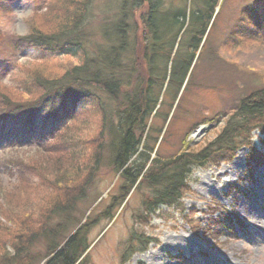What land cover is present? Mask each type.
<instances>
[{
	"label": "rangeland",
	"instance_id": "1",
	"mask_svg": "<svg viewBox=\"0 0 264 264\" xmlns=\"http://www.w3.org/2000/svg\"><path fill=\"white\" fill-rule=\"evenodd\" d=\"M47 1L5 0L3 4L8 12L0 11V42L6 37L26 36L31 31H52L56 22L63 18L62 12L76 4L71 0H51L46 5ZM122 2L90 1L89 12L80 29L87 36L88 43L84 47L90 54L107 48L106 42L113 38V24L119 19ZM164 3L165 8L184 4L183 0H171L172 5L169 0ZM252 5L257 8V0H220L219 6L223 10L218 13L219 6L216 8V26L210 33L207 30L208 40L202 48V51L205 49L202 54L204 63L195 67L196 79L190 80L185 90L186 80L175 99L172 91L163 95L164 115L160 117L167 113L166 122L156 121V125L163 129L158 150L161 157L185 151L188 146L197 150L215 141L237 113L240 102L249 94L264 89V38H256L250 29L248 20L254 18L258 21ZM244 8H250L246 16L242 14ZM134 13L139 21V10ZM172 35L171 32L166 37L165 47L156 48L163 52L160 58L164 56L166 59ZM7 43L0 46V114L23 98L31 99L25 94L24 86L26 90L29 88L36 71L54 77L79 64V58L65 54L63 48L49 53L33 49L17 53ZM177 45L174 52L180 50ZM179 54L184 55L183 50ZM133 57L130 49L121 56V62H128ZM165 59L161 58L160 68L165 67ZM171 62H166L168 69ZM142 63L139 60L136 64L141 66ZM97 119L93 111L81 113L60 138L54 136L50 140V146L44 151H41L42 147L38 150L26 144L0 145V203H6L9 189L14 188L18 193L8 203V212L32 214L31 218L25 219L26 222L41 218L40 213L45 210L40 209L46 208L58 195L48 189L49 182L55 178L51 175L52 170L57 165L58 174L68 175L74 170L67 166L69 160L55 161L59 157L58 150L64 148L66 140L78 137L86 140L84 144L89 153L91 140L98 133ZM205 126L209 128L202 135H194ZM254 141L264 151L257 131ZM247 154V150L241 149L230 162L216 168H194L188 179V191L178 204L150 214L147 224L137 221V215H142L145 207L143 195L134 189L125 200L122 199L121 205L112 209L113 218L104 216L108 215L105 212L110 195H119L121 180H117L111 167L101 165L87 189L88 198L79 203L81 213L78 216L89 227L87 264H264V166L249 167L245 161ZM237 158L241 165L238 168L234 166ZM85 165L88 170L90 162ZM34 166H37L38 175L37 172L22 174ZM41 172L45 178L40 177ZM26 188L30 189L29 192ZM36 194L43 202L33 201ZM22 213L20 215H24ZM19 222L22 221L19 219ZM2 236L0 233V239ZM3 239L6 241V237ZM36 248L43 252L42 246Z\"/></svg>",
	"mask_w": 264,
	"mask_h": 264
},
{
	"label": "trees",
	"instance_id": "2",
	"mask_svg": "<svg viewBox=\"0 0 264 264\" xmlns=\"http://www.w3.org/2000/svg\"><path fill=\"white\" fill-rule=\"evenodd\" d=\"M71 1L76 4L62 12L63 18L52 31H31L26 36L6 37L7 40L0 42V46H4L8 41V46L17 53L27 49L49 53L63 48L65 54L79 58V64L62 75L47 77L38 71L34 73L29 88L26 90L24 86L25 94L31 99L23 98L0 114V141L35 144V148L42 147L44 151L54 136L60 138L73 121L87 111L98 116L97 137L91 140L89 153L84 144L86 140L78 137L66 140L64 148L58 150L59 157L55 161L69 160L67 166L74 170L68 175L58 174V165L52 170L55 178L51 183L48 181L47 188L58 195L46 208L40 209L45 210L40 213L41 218L26 222L32 214L8 212V203L18 195L14 188L9 189L6 203H0V216L4 218L0 221V233H3L0 264H87L89 227L78 216L79 203L88 198L87 189L101 165L111 167L117 180H121L119 195H110L105 212L108 215L104 216L113 218L112 209L121 205L122 199L134 189L144 197L145 211L137 215L141 224H147L149 215L156 214L162 207L178 204L188 191V179L196 167L216 168L230 162L241 149L248 151L249 167L264 165V153L253 145V133L264 134V89L240 102L237 113L215 141L197 150L188 146L185 151L168 157L158 153L163 129L156 121L164 123L167 116L165 113L160 117L164 115L163 95L172 91L175 99L186 80L185 90L190 80L196 79L195 67L204 63L205 49L202 51V48L208 40L207 30L210 33L216 26L219 11L215 12L220 0H183L184 4L177 8H165V0H123L119 19L113 24V38L107 39V48L98 49L95 54L84 47L88 40L80 30L91 0ZM51 2L48 0L46 5ZM3 3L5 0H0V11L6 13L8 9ZM257 4V8L251 7L258 16V21H251L252 31L256 38H264V0H257ZM169 5H172L171 0ZM135 10H139V21ZM222 10L223 7L220 12ZM244 10L242 14L246 16L250 8ZM171 32L174 35L169 41L166 59L161 58L172 62L169 69L166 62L165 67L160 68L159 55L163 52L156 48L166 46L165 39ZM177 43L180 50L174 52ZM130 49L134 57L121 62V56ZM182 50L184 55L181 56ZM139 60L143 62L141 66L136 64ZM261 142L264 145V140ZM37 170L34 166L22 174L37 172L38 175ZM40 177L45 178V175L41 172ZM29 190L26 188V192ZM33 201L43 202L38 195L33 196ZM37 246H42L43 252L38 251Z\"/></svg>",
	"mask_w": 264,
	"mask_h": 264
},
{
	"label": "water",
	"instance_id": "3",
	"mask_svg": "<svg viewBox=\"0 0 264 264\" xmlns=\"http://www.w3.org/2000/svg\"><path fill=\"white\" fill-rule=\"evenodd\" d=\"M207 129H208V127H203V128H201L200 130H197L196 132H194V134H197V135L201 134V135H202V133H203L204 131H206Z\"/></svg>",
	"mask_w": 264,
	"mask_h": 264
},
{
	"label": "bare ground",
	"instance_id": "4",
	"mask_svg": "<svg viewBox=\"0 0 264 264\" xmlns=\"http://www.w3.org/2000/svg\"><path fill=\"white\" fill-rule=\"evenodd\" d=\"M195 135V134H194ZM234 166L235 167H240L241 165L239 164V159L237 158L235 161H234Z\"/></svg>",
	"mask_w": 264,
	"mask_h": 264
}]
</instances>
